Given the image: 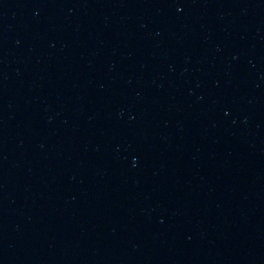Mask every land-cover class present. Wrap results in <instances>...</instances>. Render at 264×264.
<instances>
[{
	"label": "water",
	"instance_id": "1",
	"mask_svg": "<svg viewBox=\"0 0 264 264\" xmlns=\"http://www.w3.org/2000/svg\"><path fill=\"white\" fill-rule=\"evenodd\" d=\"M93 0H0V90Z\"/></svg>",
	"mask_w": 264,
	"mask_h": 264
}]
</instances>
